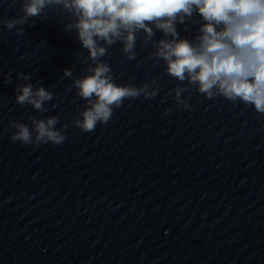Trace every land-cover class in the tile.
<instances>
[{
	"label": "water",
	"instance_id": "95a60500",
	"mask_svg": "<svg viewBox=\"0 0 264 264\" xmlns=\"http://www.w3.org/2000/svg\"><path fill=\"white\" fill-rule=\"evenodd\" d=\"M21 2L0 0V20ZM23 27L0 23V264H264V115L195 93L192 110L161 103L179 82L138 41L136 60L120 44L103 59L117 84L160 76L157 97L125 101L91 134L73 126L59 146L12 143L10 121L41 115L16 104L17 73L54 92L43 115L57 128L85 104L63 76L85 74L74 35L56 15ZM185 27L192 39L197 26Z\"/></svg>",
	"mask_w": 264,
	"mask_h": 264
},
{
	"label": "clouds",
	"instance_id": "9594fccd",
	"mask_svg": "<svg viewBox=\"0 0 264 264\" xmlns=\"http://www.w3.org/2000/svg\"><path fill=\"white\" fill-rule=\"evenodd\" d=\"M20 10L22 15L0 23L10 31L15 28L20 36L25 24L34 26L37 18L56 15L63 30L72 33L87 52L75 54L86 65L84 75L74 78L72 69L63 70V76L72 80L70 88L85 104L77 106L71 123L57 128L59 116L43 115L50 111L46 103L57 99L54 92L39 81L34 88L29 74L17 73V80L26 83L15 85L16 104L30 105L41 115L30 116V125L10 121L5 131L11 130L12 143L59 146L69 138V128L91 134L98 125L107 126L125 101L157 97L160 76L138 86L117 84L111 65L103 59L120 44L125 60H136L138 41L140 48L152 49L145 59L153 66L163 62V75L179 82L161 103L171 96L180 109L192 110L195 105L189 101L195 93L206 100L222 98L234 106L253 107L264 115V0H22ZM189 23L197 26L196 34L181 38L177 24L187 31ZM157 31L163 34L159 39ZM171 111L165 108L164 114Z\"/></svg>",
	"mask_w": 264,
	"mask_h": 264
}]
</instances>
